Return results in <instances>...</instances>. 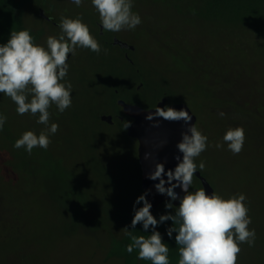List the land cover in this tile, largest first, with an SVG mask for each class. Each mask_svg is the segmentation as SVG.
I'll list each match as a JSON object with an SVG mask.
<instances>
[{
    "label": "rangeland",
    "instance_id": "obj_1",
    "mask_svg": "<svg viewBox=\"0 0 264 264\" xmlns=\"http://www.w3.org/2000/svg\"><path fill=\"white\" fill-rule=\"evenodd\" d=\"M40 4L55 23L79 16L92 35L99 30L90 0L79 7L71 0H0V44L23 29L38 44L58 36L59 27L40 15ZM133 11L142 18L134 30L106 33L109 40L117 35L135 46L129 52L135 66L124 61L119 46L102 41L99 54L79 48L70 54L65 79L72 85V106L63 113L54 104L49 108L50 123L59 129L46 150L29 154L14 148L23 132L39 134L46 126L37 123L39 114L18 115L14 102L0 94V112L7 117L0 132V264H150L137 259V251H126L131 241L125 228L133 230V204L143 194L138 143L126 132L131 120L108 123L98 117L122 114L118 97L150 107L163 95L168 103L187 102L196 114L209 146L195 162L205 163L201 172L215 193L247 197L256 240L253 247L240 245L237 264H264L262 41L207 18L192 0H134ZM112 75L120 91L115 99L107 85ZM237 126L245 130L243 150L216 148L225 131ZM165 205L152 212L157 220L179 207ZM172 226L168 220L156 230L169 247L171 264H178L176 233L167 235ZM133 234L150 235L151 226L146 232L137 224Z\"/></svg>",
    "mask_w": 264,
    "mask_h": 264
},
{
    "label": "clouds",
    "instance_id": "obj_2",
    "mask_svg": "<svg viewBox=\"0 0 264 264\" xmlns=\"http://www.w3.org/2000/svg\"><path fill=\"white\" fill-rule=\"evenodd\" d=\"M71 2L79 7L84 0ZM90 3L98 14L103 31L134 30L142 23L139 13L133 11L134 0H90ZM58 27L60 34L47 37L45 44L36 43L28 29L11 31L7 42L0 44V94L14 102L18 115L39 114L37 123L46 126V130L39 134L29 130L16 139L14 148H23L29 154L37 147L46 150L51 143L50 136L59 129L57 123H50L51 105L54 104L60 113L72 106V85L65 79L70 69L69 54L75 56L78 48L97 54L101 52V44L82 17L63 16ZM153 115L168 121L183 120L189 125L177 144L182 159L176 157L178 163L174 170L165 173L161 163L148 176L153 181L159 180L154 185L159 194L170 197L172 201L179 199V207L166 203L165 207L174 208L175 214L160 215L157 220L150 211L152 204L146 195L138 196L133 204V230L125 228L131 241L126 245V251L129 254L137 251V259L150 264H171L169 247L162 242V235L156 230L158 224L171 220L173 226L167 229V235L171 238L176 233L178 264H237L240 245L246 243L253 247L256 240L255 229L249 228L252 219L245 203L246 195L241 193L224 198L215 192L206 194L204 188L190 191L194 174L205 168L203 161L197 164L195 160L207 150L208 137L195 124L190 125L192 116L185 110L157 107L147 119H153ZM219 116L223 117L225 113L220 112ZM6 120L7 117L0 112V132L4 130ZM245 139L243 127H229L215 147L220 149L226 144L229 151L239 154ZM165 174L167 180L163 178ZM177 187L185 195L178 196L174 191ZM141 203L143 206L137 207ZM137 224H142L146 232L151 226V234H133Z\"/></svg>",
    "mask_w": 264,
    "mask_h": 264
},
{
    "label": "water",
    "instance_id": "obj_3",
    "mask_svg": "<svg viewBox=\"0 0 264 264\" xmlns=\"http://www.w3.org/2000/svg\"><path fill=\"white\" fill-rule=\"evenodd\" d=\"M40 15L50 20L52 16L47 15L46 12L41 9ZM119 41L118 38H115L114 42ZM121 44H124L127 48L133 49L134 45L128 42L119 41ZM70 56V54H69ZM129 60H132L131 58ZM117 104L122 107L123 114L119 116L120 119L123 117L129 116L132 118L131 123L127 127V134L131 137L138 139V159L141 165V186L143 194L146 195V199L152 204L151 212L155 211L160 207L161 204L166 202H171L174 206L179 205V199L172 201L170 197L159 194L155 189V184L159 182L157 179L153 181L148 178L150 173H152L157 164H163L165 167V173L169 170H174L177 166L178 161L176 160L177 156H180L182 159V153L179 152L177 144L182 140V134L187 132L189 125H186L183 120L181 121H168L164 120L161 117L153 115V119L149 120L147 117L150 114L155 113L157 107L165 108L172 107L176 110H185L192 116L190 125H196L197 116L190 108L187 102L179 101L170 103L166 105L167 97L163 96L157 102L155 106L143 107L137 103H130L124 100L121 97H118L116 100ZM101 120L111 123L113 121V114L111 113H102L100 115ZM196 178L200 181L201 188L205 189L206 194H211L215 192L214 187L211 185L210 181L203 175L201 170L194 174ZM193 177V178H194ZM167 180L166 174L163 177ZM175 183V181H173ZM166 187L169 185L166 184ZM200 189L199 186H193L189 190ZM178 196L182 197L185 195L180 187L174 189ZM143 206V203L141 207Z\"/></svg>",
    "mask_w": 264,
    "mask_h": 264
},
{
    "label": "trees",
    "instance_id": "obj_4",
    "mask_svg": "<svg viewBox=\"0 0 264 264\" xmlns=\"http://www.w3.org/2000/svg\"><path fill=\"white\" fill-rule=\"evenodd\" d=\"M192 2L199 8L200 13L209 19L222 21L231 27L242 28L252 35L255 33L254 35L257 38L251 36L261 40L262 47H264V0H192ZM123 59L126 63L135 66V63L132 64L129 62L125 56H123ZM108 79L107 85L110 87L115 99L119 96L120 92L117 89L119 85L118 80L115 75H112ZM100 111L97 112V117ZM98 119L101 118L98 117ZM127 119L130 118L125 116V120ZM115 120L122 122L117 116ZM193 186H199L201 188L198 178L194 179Z\"/></svg>",
    "mask_w": 264,
    "mask_h": 264
},
{
    "label": "flooded vegetation",
    "instance_id": "obj_5",
    "mask_svg": "<svg viewBox=\"0 0 264 264\" xmlns=\"http://www.w3.org/2000/svg\"><path fill=\"white\" fill-rule=\"evenodd\" d=\"M42 4H40L39 5V12H40V10L42 9ZM47 15H50V14H48V13H46ZM51 16V15H50ZM47 21H49V22H51V23H54L57 27H58V25H59V22H57V23H55L56 21L54 20V18L52 17L50 20H47ZM95 23L97 24V25H99V30H98V32L97 33H93L94 35V37L98 40V41H102L103 43H111L112 45H114V46H119L121 49H122V52H124V55H125V57L128 59V61L129 62H131L132 64H134L135 63V61H134V59L132 58V57H130V54H129V52L131 51V50H134L135 49V46H134V48L133 49H129V48H127L124 44H121V42H119V41H123V42H127L126 40H123V39H121V38H119L117 35H113V37H112V40H109L107 37V33H106V31H103L102 30V28H101V26H100V24H99V20H97L96 19V21H95ZM115 38H118L119 39V41H117V42H115V43H113L114 42V40H115ZM132 59V60H129V59ZM140 87V86H139ZM166 94V93H165ZM163 96H166V95H163ZM162 96V97H163ZM167 97V96H166ZM159 101V100H158ZM157 101V102H158ZM179 102V101H178ZM170 103H173V102H170ZM170 103H168V97H167V102H166V105L168 106ZM157 104V103H156ZM151 107V106H150ZM121 109H122V107H121ZM122 114H123V112H122ZM122 114H120V115H122ZM120 115H118L117 117H119ZM126 116V115H125ZM125 116L123 117V119H125ZM129 117V116H128ZM130 118V120L132 121V118L131 117H129ZM123 119H121V120H123ZM116 120H115V118H114V116H113V121L111 122V123H114ZM109 123V122H108ZM131 123V122H130ZM133 138H135V137H133ZM135 140L137 141V143H138V139L137 138H135ZM138 147V146H137ZM137 155H138V150H137ZM138 163H139V159H138ZM139 167H140V169H141V165H140V163H139ZM194 179H195V177L193 178V183H194Z\"/></svg>",
    "mask_w": 264,
    "mask_h": 264
}]
</instances>
